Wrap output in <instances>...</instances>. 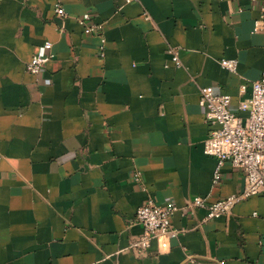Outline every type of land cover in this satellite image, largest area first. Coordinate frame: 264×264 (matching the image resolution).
Listing matches in <instances>:
<instances>
[{"label":"crops","instance_id":"crops-1","mask_svg":"<svg viewBox=\"0 0 264 264\" xmlns=\"http://www.w3.org/2000/svg\"><path fill=\"white\" fill-rule=\"evenodd\" d=\"M56 1L0 0V264H264V192L206 221L188 207L245 186L228 162L214 179L200 89L246 114L264 0H63L65 16ZM47 40L55 56L33 75ZM148 198L173 200L185 230L167 249H128Z\"/></svg>","mask_w":264,"mask_h":264},{"label":"built area","instance_id":"built-area-1","mask_svg":"<svg viewBox=\"0 0 264 264\" xmlns=\"http://www.w3.org/2000/svg\"><path fill=\"white\" fill-rule=\"evenodd\" d=\"M55 14L65 16L63 0L56 1ZM89 20V13H84L80 20L87 25L88 31L100 29V25L91 24ZM253 30L264 31V3L261 5L260 17L255 19ZM43 49L44 51L35 53L27 63V70L33 75L43 72L55 56L51 41H45ZM173 60L179 64L177 53L173 54ZM237 63L236 59H221V65L229 71H235ZM45 82L50 84L51 78H45ZM247 87H250V96L238 105V109L244 111L245 115H239L233 109L230 94L219 93L211 85L200 89V103L205 108V119L210 125L204 151L217 160L215 181L221 178L220 169L226 162L245 175V186L237 193L214 201L203 196L193 197L188 204L189 210L206 208L203 221L225 215L241 200L264 192V70L250 85L243 83L241 92H245ZM176 209L177 205L173 200H166L161 204L148 198L137 208L135 217L143 230L130 242L128 249L147 250L154 239L160 241L161 248L170 247V241L185 230L172 224L171 218Z\"/></svg>","mask_w":264,"mask_h":264}]
</instances>
